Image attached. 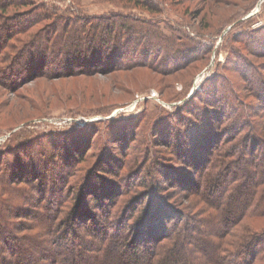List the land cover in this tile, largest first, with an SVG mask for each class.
<instances>
[{
    "label": "rangeland",
    "instance_id": "374dc122",
    "mask_svg": "<svg viewBox=\"0 0 264 264\" xmlns=\"http://www.w3.org/2000/svg\"><path fill=\"white\" fill-rule=\"evenodd\" d=\"M25 1L0 0V52L11 45L2 51L11 61L0 64V177L7 174L0 178V247H9L4 236L16 238L11 243L29 250L48 249V263L56 249H81L83 239L94 243L77 264H123L135 259L132 251L120 261L115 250L109 263L95 251L123 216L139 222L127 230L143 248L180 222L214 248L222 219L243 208L248 189L224 197L207 188L209 200L230 206L224 218L215 215L198 189L209 158L221 145L230 159L240 152L242 168L233 173L242 179L251 154L264 166V0H149L152 12L138 0ZM125 18L133 31L110 36ZM71 19L73 32L61 33ZM89 21L100 25L93 33L113 37L111 47L123 43L121 52L68 69L63 59L85 43L64 46L60 38H80ZM151 27L170 40L147 37ZM148 202L147 225L140 218ZM56 209L60 220L75 216L57 232L68 230L66 248L55 247L46 227ZM247 228L264 231V219L243 220L238 231ZM191 243L186 254L198 250ZM4 257L12 259V251Z\"/></svg>",
    "mask_w": 264,
    "mask_h": 264
},
{
    "label": "trees",
    "instance_id": "16d2710c",
    "mask_svg": "<svg viewBox=\"0 0 264 264\" xmlns=\"http://www.w3.org/2000/svg\"><path fill=\"white\" fill-rule=\"evenodd\" d=\"M20 1L22 2V5H26L27 3V1L25 0ZM137 3L139 5L144 6L150 12L155 10L154 4L149 0H138ZM41 13L44 17L48 18L50 16V13H47L46 11H42ZM96 21L99 22V19H96ZM100 21L102 22V19H100ZM131 22V20L125 18L123 22L120 23L118 29L114 28L111 30V33H109L110 36H115L120 32H123L125 34L128 32L131 33L133 31V25H131ZM72 23H75V20L71 19L70 22L64 26L61 33H70L69 30L73 32V29L71 28ZM91 23L92 21H89L88 23H85V25H80V28L82 29V34L80 38H78V36L74 37L75 33H72L70 36L67 37L66 35L64 37L61 36L59 43L64 44V46L71 45V47H74L75 42L85 43V48H81L80 50L71 51L68 53L69 55L63 59V63L65 65L64 67H67L69 69V67L73 66V64L76 65L79 63V65H81L82 63L85 64L89 62L91 63L89 65H92V62H94L95 64H102L104 56L110 54L112 50L115 51V55L120 54L122 47L121 45L123 43L121 45L115 44L113 45V47H111L110 44L114 43L111 39L113 37L105 38V35L103 33H93L92 31L97 30L100 25H93V23ZM76 25H78V23ZM88 25L90 26V28ZM104 26L105 25H103V27ZM88 28L90 30L87 31ZM145 30H147V32L145 33L147 37L152 38L151 36H156V39L159 40L160 44H162L164 41L168 42V40H170L166 36L162 35V32L158 31L156 27L145 28ZM54 39L55 38L51 36L47 41L49 46V50L47 51V53L52 52L51 45L54 42ZM10 47L11 45H7L6 47H4V49H8ZM2 51L0 52V64L10 62V56L5 54V57H3ZM75 52V59L78 62L74 63V60L70 57V54H74ZM31 54L37 55L39 53L37 50H34L31 51ZM42 54H44L43 59H46V53ZM90 55H92L91 58L89 57ZM94 56L97 57L96 60H93ZM45 61L46 60H42V62L46 64ZM13 64L15 65L16 61H13ZM1 73H6V70L0 69V74ZM218 150L219 151L218 153H216V156L212 155L211 158H209V166L204 168L203 172L201 173V182L200 187L198 188L204 200L207 202L208 206H211V209H216L214 213L215 215H219L220 218H224L226 216V210L228 209V207H230L228 205V202L224 203L223 199L220 203H217L218 198H216V200L213 198L209 200V198H207V196L204 194L205 190H208L207 188L212 189L213 192H218V194L221 192L224 197H230L233 194L239 192L240 190L242 192V187L245 185V187H247L248 189V193L244 195V199L246 200L243 201L244 204L243 206H241L243 208L234 214L231 211L232 215L227 214L228 216L225 217L226 220L222 219L220 224L223 229L219 233V236H215L211 240V242L215 246L214 248L205 245L206 243L200 241V238H196L195 235L190 232L189 227H187V223L183 222H180L178 224V227L175 229V231L164 232L165 234L163 235V237L157 240L154 244L151 243V245H149L150 247L147 246L143 248V246L138 245V238H134V234L132 232L130 233V231L127 230L128 227L131 225H134V227H139V222L134 224L130 223V225L126 223L125 220H123V216L119 215L121 217L118 218L119 222L117 223V226H109L112 232H103V235H105V233L106 235L102 239V241L98 243L95 242L98 245L97 249L95 250L98 252L97 255L105 256V258L108 257L104 261L105 263H109L111 261L107 262V259L112 258V255H114L115 250H117V252L121 251V253H119L118 255V259L120 261L122 260L123 255H125V251H132L133 258L135 259L132 261L128 260L127 262L122 261L123 264H264V231H250L249 228H247L246 232L243 233H239L238 231L240 222H242L243 220L249 219L250 221H256L264 219V166L262 167V164H260L261 162L258 163L256 161V158L254 157V154H251L252 166L251 168H248L244 171L248 176L242 179V177L238 176L237 173H233V168H242V159H240L242 154H240V152H236L237 158L230 159L229 157H231L232 155L228 153V150L230 152V149H228L227 145H225V147L223 145L219 146ZM246 162L249 161L246 160ZM0 178L1 182H4V180L7 179V174L3 175V177L1 176ZM196 181H199V179ZM223 182L224 184L219 187V184ZM215 185L216 188L214 189L213 186ZM150 192L151 191L145 194L147 198L151 197ZM89 195L91 196L92 193H89L88 196ZM152 198H154V196ZM235 202H239V200H236ZM152 206V202L147 203L144 209L143 216L142 218H140V222L145 221L144 224L147 225L149 223H152V217H150L151 219L145 220L148 216V213L151 214L153 212ZM44 209L45 211H47L46 213H50L53 211L52 207H45ZM76 209L77 206L72 210V212H75ZM211 209H209L210 212L213 211ZM59 211L60 210L56 209L55 215H46V217L49 219L47 220L48 223H46V227H51V234L53 236L52 239L54 240L55 247L60 246L62 248H66V246L69 245V241H67L66 239L69 235L68 230L63 231L61 237H58L59 235H57V232L58 230L66 226H70L71 219L75 216L74 214L72 215L70 213L69 215L67 214L69 217L66 221L60 220V217L57 214ZM90 227H93V223H91ZM104 228L106 229V226H103V229ZM180 230L181 235L178 236L177 233L180 232ZM230 236H232L234 240L228 241L227 238H229ZM62 238L66 239V241ZM124 238L125 241H121V239ZM189 239H192V245H196L198 247V250L196 251L199 253H192V251H189L188 254H186V251H188V247L185 246L187 245L186 242H188ZM1 240L7 245H9V247L3 245L0 247V264H77V262H81L84 259L83 255L85 253L87 254V252L82 250H86L90 244L94 243L85 240L83 241L82 239L79 241L81 244V249L79 250L74 251L67 249V251L65 249V252L63 253L62 251L59 252L58 249H56L55 253L49 257L50 261H48L47 263L43 260V256H49L48 249L46 250V252L43 249L32 251L24 247V245L22 246L18 245L17 243H11V241L16 240V238H7L4 236L3 238H1ZM210 248H212L210 250L211 252H207L206 250ZM9 250L12 251V259L7 260L4 256L7 251L9 252ZM203 253L204 255L206 253L204 260L198 259V256H203ZM144 259L146 260L143 262Z\"/></svg>",
    "mask_w": 264,
    "mask_h": 264
}]
</instances>
